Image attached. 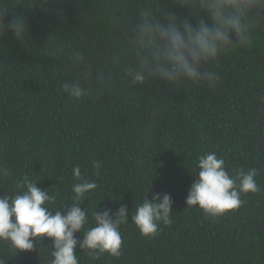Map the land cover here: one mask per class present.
<instances>
[{
	"label": "trees",
	"instance_id": "trees-1",
	"mask_svg": "<svg viewBox=\"0 0 264 264\" xmlns=\"http://www.w3.org/2000/svg\"><path fill=\"white\" fill-rule=\"evenodd\" d=\"M0 264H264V0H0Z\"/></svg>",
	"mask_w": 264,
	"mask_h": 264
}]
</instances>
